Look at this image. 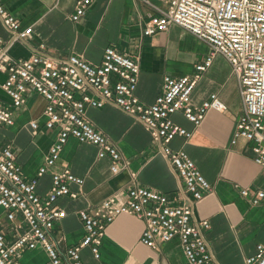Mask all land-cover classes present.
Segmentation results:
<instances>
[{
  "label": "built area",
  "instance_id": "2783aa9c",
  "mask_svg": "<svg viewBox=\"0 0 264 264\" xmlns=\"http://www.w3.org/2000/svg\"><path fill=\"white\" fill-rule=\"evenodd\" d=\"M95 1L77 0L70 19L80 22ZM139 1L147 7L144 37L177 25L210 48L209 55L195 64L194 74L165 76L163 90L151 104L136 95L141 74L139 59L116 46L105 48L100 64H92L78 54L53 56L44 43L32 46L28 57H14L12 48L33 39V32L0 0V22L8 34L7 37L0 34V72L7 77L1 87L11 103L0 101V127L15 125L16 112L26 105L32 93H37L47 101L45 125L56 132L45 163L33 179L24 175L13 148L0 145V206L9 223L20 231L15 239L9 240L0 227V264H20L23 252L38 247L47 253L44 264H85L82 258L85 248L99 260L107 226L124 214L144 221L141 242L146 246L156 249L178 237L186 264H219L207 240L210 221L194 220L196 203L213 187L188 152L172 146L177 137L188 140L193 135L175 122L173 116L182 112L199 127L210 110L228 109L218 92L211 93L200 105L193 103V93L203 74L217 56L223 57L238 82L243 103L232 144L239 140L252 143L253 159L264 168V0ZM106 104L119 107L145 127L183 181L182 191L170 198L139 184L120 189L99 205L79 212L84 237L62 250L52 237L55 226L67 214L58 201L63 197L76 198L78 193L71 186H82L85 182L69 167L53 170L69 139L74 137L96 146L100 158H110L113 173L129 166L118 144L86 116L88 107L102 108ZM30 126L33 134L38 135V120L30 121ZM50 171L52 185L47 195L42 196L37 191L39 179ZM241 194L252 205H264V188L254 192L244 188ZM246 264H264L263 243L257 244Z\"/></svg>",
  "mask_w": 264,
  "mask_h": 264
},
{
  "label": "crops",
  "instance_id": "0c3cea01",
  "mask_svg": "<svg viewBox=\"0 0 264 264\" xmlns=\"http://www.w3.org/2000/svg\"><path fill=\"white\" fill-rule=\"evenodd\" d=\"M7 9L31 27L33 39L16 44L14 57H28L31 47L44 43L46 51L59 57L78 54L92 64L102 62L107 46L139 59L140 79L136 95L151 104L162 92L164 77H182L195 72V64L210 53L207 44L183 28L172 25L167 31L144 37L147 7L139 0H96L80 22L70 14L77 0H2ZM0 34L7 32L0 22ZM6 75L0 72V101L10 105L1 85ZM218 92L228 109L210 110L199 127L177 112L173 119L193 132L190 139L177 137L172 146L183 148L195 160L203 175L212 184V191L196 203L194 220L208 219L211 228L207 240L219 264H246L258 243L264 244V205H252L241 191L264 188V168L253 159L252 143L239 140L232 144L243 103L237 80L229 63L217 56L203 74L193 93V103L200 105L211 93ZM47 101L32 93L26 105L16 112L13 126L0 127V145H10L28 179L37 176L44 165L56 132L45 125ZM88 120L118 144L129 166L119 173L111 170L109 157L100 158L98 148L71 137L53 170L69 167L84 178L82 186L73 184L76 198L63 197L59 206L66 211L52 231V237L62 250L79 243L84 237L81 210L93 208L120 189L133 184L166 193L170 198L180 195L183 181L171 167L159 144L131 115L113 104L102 108L88 107ZM38 120L39 134L34 135L30 121ZM133 173L135 176H133ZM52 185L51 171L39 179L37 191L45 196ZM0 227L13 240L20 233L7 219L0 206ZM145 223L132 215H120L107 226L101 245V259L93 257L89 248L82 251L85 264H186L180 239L150 248L141 242ZM48 259L43 247L23 252L20 264H44Z\"/></svg>",
  "mask_w": 264,
  "mask_h": 264
},
{
  "label": "rangeland",
  "instance_id": "374dc122",
  "mask_svg": "<svg viewBox=\"0 0 264 264\" xmlns=\"http://www.w3.org/2000/svg\"><path fill=\"white\" fill-rule=\"evenodd\" d=\"M219 57H221V56H219Z\"/></svg>",
  "mask_w": 264,
  "mask_h": 264
}]
</instances>
